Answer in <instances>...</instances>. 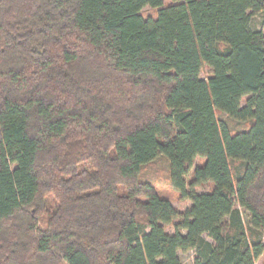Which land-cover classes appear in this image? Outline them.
I'll return each instance as SVG.
<instances>
[{"label":"trees","instance_id":"obj_1","mask_svg":"<svg viewBox=\"0 0 264 264\" xmlns=\"http://www.w3.org/2000/svg\"><path fill=\"white\" fill-rule=\"evenodd\" d=\"M188 250L264 256V0H0V264Z\"/></svg>","mask_w":264,"mask_h":264},{"label":"rangeland","instance_id":"obj_2","mask_svg":"<svg viewBox=\"0 0 264 264\" xmlns=\"http://www.w3.org/2000/svg\"><path fill=\"white\" fill-rule=\"evenodd\" d=\"M144 13H153V11L150 8H145ZM261 18H262V15H253L251 17V26L254 28L263 30L262 25H261ZM207 71H208V68H204L201 73V76L203 77L204 75H206ZM241 104H244V100L241 101ZM231 124H233L237 128L245 126V124L241 122H232ZM166 172H167L166 159L165 157L159 155L151 164L146 166V168L144 169V177H147L148 179H150L155 184V186L161 191L171 194V197H172L171 204L173 207L180 209V210H184L188 208L191 202L187 199L180 198L178 195V192L172 189V187L168 183ZM196 190L198 192H202V191H208L210 190V188L208 185L197 186ZM166 228L168 232L170 233L173 232V226L171 224H168ZM205 237L208 240H210L209 237H207V235H205ZM194 255H195L194 250H188L186 252H179V257H180L182 264H193ZM256 264H264V256H260L258 260L256 261Z\"/></svg>","mask_w":264,"mask_h":264}]
</instances>
